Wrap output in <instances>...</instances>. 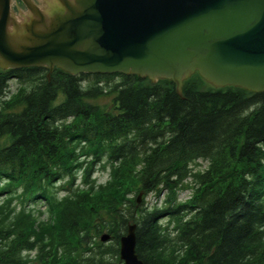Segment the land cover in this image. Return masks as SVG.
Returning a JSON list of instances; mask_svg holds the SVG:
<instances>
[{
  "label": "trees",
  "instance_id": "1",
  "mask_svg": "<svg viewBox=\"0 0 264 264\" xmlns=\"http://www.w3.org/2000/svg\"><path fill=\"white\" fill-rule=\"evenodd\" d=\"M46 73L0 70V264H122L128 222L143 264H264V91Z\"/></svg>",
  "mask_w": 264,
  "mask_h": 264
},
{
  "label": "water",
  "instance_id": "2",
  "mask_svg": "<svg viewBox=\"0 0 264 264\" xmlns=\"http://www.w3.org/2000/svg\"><path fill=\"white\" fill-rule=\"evenodd\" d=\"M19 1L22 21L0 0L2 69L131 73L168 79L177 94L196 72L213 86L264 91V0H45L44 10ZM118 258L142 264L133 224L118 239Z\"/></svg>",
  "mask_w": 264,
  "mask_h": 264
},
{
  "label": "rangeland",
  "instance_id": "3",
  "mask_svg": "<svg viewBox=\"0 0 264 264\" xmlns=\"http://www.w3.org/2000/svg\"><path fill=\"white\" fill-rule=\"evenodd\" d=\"M42 8H44L42 2L40 0H35ZM19 8L20 10L23 11V8L19 5ZM191 77V76H190ZM15 82L14 81H11L9 82V90H14L15 88ZM199 86L200 87H205L207 88V84H203V83H199ZM96 104H98L99 106H101V108L104 107L105 104H107V98L102 96V97H99L96 101H95ZM97 167V168H96ZM95 169H94V172L92 173V176L93 179L95 180L96 183H104L107 178H108V171L107 170H103L102 168L96 166ZM193 167V170H196V169H204L205 167V164L202 162V161H197L195 165L192 166ZM80 174H78L77 176V183L78 182H81L80 181ZM188 192L189 191H186V190H180L178 192V199L179 200H184L187 195H188ZM58 196L62 195V194H57ZM141 197V195H140ZM163 196L162 194L158 195V197L154 196L153 194H148L146 195L145 197H142V200L143 202L145 203V205L147 206H151V205H160L161 204V200H162ZM141 199V198H140ZM37 210H40V211H43L44 210V206H43V202H40V204H38L36 206ZM33 253V252H32ZM29 257L31 254H27Z\"/></svg>",
  "mask_w": 264,
  "mask_h": 264
},
{
  "label": "bare ground",
  "instance_id": "4",
  "mask_svg": "<svg viewBox=\"0 0 264 264\" xmlns=\"http://www.w3.org/2000/svg\"><path fill=\"white\" fill-rule=\"evenodd\" d=\"M12 80H10L9 82H11Z\"/></svg>",
  "mask_w": 264,
  "mask_h": 264
}]
</instances>
